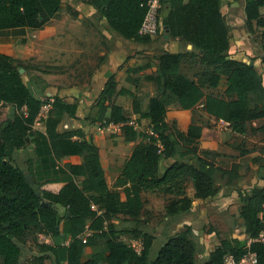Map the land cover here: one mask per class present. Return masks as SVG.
Segmentation results:
<instances>
[{
  "label": "trees",
  "instance_id": "obj_1",
  "mask_svg": "<svg viewBox=\"0 0 264 264\" xmlns=\"http://www.w3.org/2000/svg\"><path fill=\"white\" fill-rule=\"evenodd\" d=\"M84 1L100 11L110 28L124 38L140 43L152 41V37L140 33L150 8L148 0ZM244 1L249 31L253 33L256 24L263 28L264 38V15L261 13L264 0ZM167 2L171 9L164 17L163 25L168 27V35L191 44L193 49L161 53L158 56V74L148 77L156 82L159 94L149 98L144 111L137 103L133 105L134 112L141 119L150 121L151 134L143 133L129 123L122 106L114 104L111 107L106 120L121 125L126 141H136L138 137L148 139V142L134 147L113 188L108 182L99 147L87 139H74L73 131L58 130L63 116L74 114L77 105L56 96L49 102L47 116L40 117L45 104L42 91L34 89L37 83L33 79L28 84L24 81L20 72L21 60L0 52V110L5 104H10L13 109L11 119L0 120V258L3 264H21L22 251L14 239L26 228L27 220L42 224L53 238V245L42 248L53 252L55 264H223L226 253H233L240 259L247 251L255 252L258 264H264V240L260 239L264 232V186L255 185L249 191H238L244 202L240 214L251 243L237 246L222 239L220 246L202 263L195 258L191 225L164 241L154 257V236L139 228L144 209L142 192L158 191L175 196L168 203L166 214L178 219L193 205L187 194L189 181L195 188L194 197L206 199L219 192L217 173L227 175L228 183L239 177L237 163L225 168L198 154L196 143L203 138L204 126L194 119L186 133L189 143L184 150L181 148V141L167 120L171 98L184 110H195L201 104L208 117L224 121L238 132H246L248 126L251 130L264 131V123L254 126L255 122L264 121V107L251 109L248 98L250 94L264 96V79L253 63L232 58L229 54L232 35L221 12V0ZM63 5V0H0V32L42 29L58 16ZM188 54L197 55L205 67H214L210 74L204 75L207 84L215 88L225 77L226 92L235 98L208 94L199 82L184 75L181 65ZM116 94L135 96L126 88L117 91V81L111 75L101 95L111 99ZM107 109V105H101L99 115L105 116ZM40 118L45 131L36 127ZM21 148H28L34 155V159L29 160L27 172L14 158L16 150ZM175 154L183 160L174 161L160 175L162 158ZM190 155L197 158L198 165L188 162ZM67 156H80L83 162L62 164L61 160ZM27 174L33 181L32 185L26 180ZM81 177L84 179L78 182L77 178ZM52 182L64 183L58 193L42 188ZM94 196H97L95 201ZM92 203L104 210L102 215L91 209ZM51 204L63 206L66 210L67 221L62 230L58 225V213ZM120 214L137 222L135 228L127 227V222V229L121 234V225L112 222ZM87 228L94 230V234L84 240L81 235ZM61 234L71 236L69 245L64 244ZM98 236L106 238L108 254L104 256L96 252L91 259L83 261L84 249L93 245ZM138 238L143 241L141 253H137L130 243ZM38 264H44L42 258Z\"/></svg>",
  "mask_w": 264,
  "mask_h": 264
},
{
  "label": "rangeland",
  "instance_id": "obj_2",
  "mask_svg": "<svg viewBox=\"0 0 264 264\" xmlns=\"http://www.w3.org/2000/svg\"><path fill=\"white\" fill-rule=\"evenodd\" d=\"M155 1L157 3V6L154 7L155 13H157L158 17H165L171 9L170 4L167 0ZM63 2L65 7H67V11H69L74 17H77L82 11L91 9V6H89L84 0H63ZM245 28L246 31L250 32L247 25ZM164 29V27H161L158 30L157 35L153 37V39L159 44H163L166 41L165 35H168V32ZM233 33L234 32L231 30L232 36ZM250 33L252 34L251 40L248 37L240 38L243 43H236L237 45L233 48V52L229 51V54L240 59H246V61L249 62L262 58V61L258 62L256 69L264 77V38L261 35L260 28H257L253 33ZM37 38L38 37L36 36L32 38L34 41L39 40L35 41L34 45L43 46V42L45 41L41 38ZM28 39L26 33L0 32V52L10 46L11 48L13 47V49L21 51L24 47H22V44L28 42ZM167 39H169V36ZM21 42L22 44H20ZM42 52L46 53V48H43ZM155 52V50L150 51V53L148 52L145 64L140 67L130 68L131 70L127 71V76L122 74L119 75V71L123 66H120L121 69L118 68L114 73L117 85L121 81L127 79V81L132 82L136 87L135 96L121 95L119 102L123 107V112H125L126 115H130L128 117L129 123L134 124L138 130L147 134L152 133L150 121L141 118H131V115L132 110L134 109V103H137L141 110H143L144 104H146L150 95L155 92L159 94L156 82L148 79V77H155L158 74V71L155 70V66L157 65L156 60H158V56L154 54ZM20 60L23 62V64L20 65V70L24 69L21 74L27 84L34 79V77H38L37 72H47L50 68L49 65L39 63V61H36L33 58H23ZM213 69V66L208 68L202 65L200 58L197 55L191 54H188L181 65V72L190 79L199 82L206 93L214 94L225 99L234 98V95L226 92L223 80L220 81L215 88L205 82L207 77H204V75L210 74ZM34 89L37 91L36 85L34 86ZM41 97L45 104L42 108L40 117H44L43 115L48 114L50 97L52 96L51 94L47 95L46 93H42ZM248 98L251 109L264 107V96L250 94ZM83 102H85V100H83ZM115 102L117 101H114L112 98L106 99V97L99 92H96L93 93V99L89 100L88 107L92 106L91 110L94 111L98 107V111L100 112L101 105H107L109 108L112 107ZM168 107L169 111L167 120L177 133L183 150L185 149L184 146L189 143L186 135L188 125L190 121L194 119L204 126L206 136L205 140L202 138L200 142L196 143L198 154L209 158L217 165L225 168H231L237 163L238 169H242L245 175V180H249V182H246L239 187L238 181L228 183L227 175L223 176L220 172L217 173L216 185L219 194L221 193L220 199H224L225 197L227 199L225 202L214 203L215 200H212L210 197L200 200L196 199L194 197V185L189 181L187 183V194L192 198L193 205L191 210L188 213L183 214L178 220H175L166 214V207L172 199L176 198L175 196L158 191H146L143 194L144 209L139 220V228L144 233H149L154 236L152 256L154 257L158 253L159 247L164 241L169 237L181 233L188 225H192L193 227V241L196 246L195 258L198 263L207 260L210 253L220 246L222 239L232 241L237 246H248L252 239L246 232L243 219L241 218L240 211L243 203L239 198L237 199V196L239 197L238 191H249L253 184L256 185L260 183V175L264 173V132L251 130L250 126H248L247 131L242 133L234 130L226 122L208 119L207 117L205 118L201 110V104L195 110L185 111L179 106V103L174 98H171ZM12 110L10 104H5L0 110V120L11 119ZM91 110H89L87 116V119L91 120V124H95L96 122L98 127L107 129L110 123L107 122L106 116L101 117L99 114L91 116ZM263 122L264 121L261 120L254 124L260 125ZM43 126L44 122L40 118L36 122V127L41 129ZM61 129L64 130L62 126ZM114 129H112V134H106L108 140H110L111 136L115 138L119 136L118 130ZM145 142H148V139L144 137H138L135 141V143ZM14 158H16L19 165L23 166L24 170L27 172L29 160H33L34 155L28 148H21L16 150ZM103 158L106 163H109L110 165L113 164L110 158V150L106 147L105 143L103 145ZM188 158L189 163L198 165L197 158L194 155H190ZM79 159L83 161L81 157ZM182 160L183 159L179 154H175L170 158L163 157L160 162L161 172L163 168H166L174 161ZM110 178L111 171L108 172V179ZM82 179L83 178H77V181L81 182ZM94 197L93 200L95 201L97 196ZM51 205L58 213V225L62 230L65 226V221H67L66 210L62 208L63 206L57 204ZM114 219H116V222L113 220L112 222L116 225H121L119 229H121V234H123L124 229H127L125 223L128 221L122 218V216H117ZM130 221L131 222L127 227L130 229L135 228L137 222L133 220ZM27 223L28 225L26 228L21 230L14 239L17 245L22 249L20 263L38 264L40 258H42L44 264H51L53 252L43 251L42 247L48 245L49 242L53 244V238L46 232L42 224L30 220H27ZM262 233L263 235L261 236V239L264 240V232ZM61 239L66 242L68 237L61 234ZM97 241L100 245L99 250H102L106 243V238L100 237ZM93 250L94 249H90V251ZM0 264H3L2 258H0Z\"/></svg>",
  "mask_w": 264,
  "mask_h": 264
},
{
  "label": "crops",
  "instance_id": "obj_3",
  "mask_svg": "<svg viewBox=\"0 0 264 264\" xmlns=\"http://www.w3.org/2000/svg\"><path fill=\"white\" fill-rule=\"evenodd\" d=\"M220 6L221 12L225 18L228 28L230 29V32L231 30L232 32H234V37L232 36L231 39V43L234 44H231L230 49V52H233V48H235L237 45L236 43H243L240 38L248 37L250 40L252 38V34L246 31L245 28L247 25L244 15L245 1L221 0ZM90 8L91 9L80 12L77 17H74L69 11H67V7L63 5L58 16L49 21L44 26V28H26L23 30L11 31L26 33V35L28 36V42H25L23 44L22 42L20 43L22 44V47L24 46L21 51H19L18 49H13V47L11 48L10 46L1 52L13 56L14 58L19 60L23 58H33L36 61H39V63H45L50 66L47 72H37L38 77H34V83H37V91H42V93H46L47 95L51 94L52 97H50V101H53V98L58 96L60 98H63L68 103L77 105V109L74 114H65L63 116L62 122L58 126V130L73 131L75 132L74 139H87L93 141L99 147L102 163L107 172V176L108 172L111 171V178L108 179V182L110 184V187L113 188L117 178L121 174V171L127 159L131 156L134 147L138 143H135V141H126L125 137L122 134L120 124L110 123L107 129L98 127V125H96V122L95 124H91V120L87 119L88 112L92 107H88L89 100L93 99V93L99 92L101 94L103 92L109 77L111 75H114L115 71L118 68L121 69L120 66L123 67L119 71V75L122 74L127 76V71L130 68L140 67L145 64V62L147 61V54L148 52L150 53V51L155 50L156 52L154 54L159 56L165 51L188 52L193 49V46L191 44H188L187 42L181 41L179 38H173L169 36V39H167V35H165L166 41L163 44H159L153 38L149 43H140L134 40H128L118 32L114 31L112 28H110L107 19L102 16L100 11L92 6ZM261 13L264 15V7L261 8ZM257 28L260 27H257L255 24V29ZM260 30L262 35L263 28H260ZM34 36L38 37L37 39L41 38L43 39V41H45L43 42V46L34 45L35 41H39H34L32 39ZM43 48H46V53L42 52ZM231 57L249 62L246 61V59H240L233 55ZM156 61L157 65L155 66V70L158 71L159 61ZM261 61L262 58H259L255 61H251V63H253L257 68L258 62ZM222 80L224 81L226 90L227 84L225 77H222L221 81ZM121 88H126L136 93V87L132 82L127 81V79L121 81L117 85V91H119ZM156 94L158 93H152L150 97ZM120 97L121 95L116 94L112 98L114 101H117L114 103L115 105L122 106L119 102ZM149 98L146 104H144V109L142 111L147 108ZM83 100H85V102H83ZM98 110V107L95 111L91 110V116L99 114ZM202 112L205 118L207 117L208 119L215 120L214 118L208 117V115L204 113L203 110ZM110 114L111 107L108 108L105 116L109 117ZM123 114L127 118L130 116L126 115L125 112H123ZM43 116L46 117L47 115ZM132 117L137 119L140 118V115L136 114L133 109L131 118ZM262 124L254 125L255 127H259ZM61 126L64 128V130L61 129ZM114 128L118 130L119 136L116 138L111 136L110 140H108L106 138V134H112V129ZM45 129L46 128L44 125L41 130L45 131ZM81 133L83 134V136H81ZM205 138L206 136L204 132L203 139L205 140ZM104 143L110 150V158L113 163L112 165L106 163L103 158ZM30 148H32V146ZM79 158L80 156H67L64 157L61 162L62 164L66 162L82 163L83 161H81ZM166 168H163L162 172L160 169V175L164 173ZM238 175L239 177L235 181H238L239 187L244 185V183L249 182V180H245V175L242 169H238ZM81 178L84 179V177ZM63 185V182H52L45 184L42 188L58 193ZM256 185L260 187L264 186V173L260 175V183ZM254 186L255 184L252 185V187ZM119 190L124 198L122 188H120ZM145 192H142V198ZM90 195L97 194L90 193ZM220 197L221 193L219 194L218 192L217 195L210 198L212 200H215L214 203L225 202L227 199L226 197L224 199H220ZM238 198L244 205V202L241 200V198L237 196V199ZM118 216H122V218L126 219L128 221V224L131 222L130 220H132L129 216L124 214H120ZM182 216L183 214L178 219H180ZM113 221L116 222V219H113ZM90 222L91 219L89 220L88 224H90ZM107 223L108 222H106V224ZM93 234L94 230L87 228V230L81 235V238L85 240L87 237L92 236ZM67 237L68 239L64 244L69 245L71 236L68 235ZM99 238V236L96 237L94 239L93 245L87 246L84 249V254L82 257L83 261L91 259L96 252H101L104 256L108 254V249L105 245L106 243L104 244L103 249L99 250L100 245L97 241ZM126 241L129 242L127 239ZM48 244L53 245L50 242ZM90 249L94 250L90 251ZM54 259L55 256L53 254L51 264H55Z\"/></svg>",
  "mask_w": 264,
  "mask_h": 264
},
{
  "label": "built area",
  "instance_id": "obj_4",
  "mask_svg": "<svg viewBox=\"0 0 264 264\" xmlns=\"http://www.w3.org/2000/svg\"><path fill=\"white\" fill-rule=\"evenodd\" d=\"M148 5L150 8L143 22L140 33L142 35L150 36L153 38L157 35L158 30L161 27H164L163 25L164 17L163 16L158 17L157 13H155L154 7L157 6L155 0H148ZM91 209L96 211L98 215L103 213V210L100 209L98 205H96L95 203L91 204ZM262 235L263 233H261L260 239ZM130 243L133 246V248L137 251V253L142 252L143 241L141 238L132 240ZM223 264H258V256L255 252L247 251L240 259H238L235 254L226 253L223 259Z\"/></svg>",
  "mask_w": 264,
  "mask_h": 264
},
{
  "label": "water",
  "instance_id": "obj_5",
  "mask_svg": "<svg viewBox=\"0 0 264 264\" xmlns=\"http://www.w3.org/2000/svg\"><path fill=\"white\" fill-rule=\"evenodd\" d=\"M165 29H166L167 32H168V27H165ZM168 36H169V35H167V37H168ZM23 71H24V69H21V70H20L21 73H23ZM26 180L28 181L29 184H31V185L33 184V181H32V179H31V177H30L29 174L26 175Z\"/></svg>",
  "mask_w": 264,
  "mask_h": 264
}]
</instances>
